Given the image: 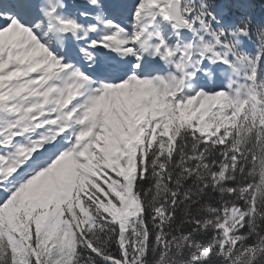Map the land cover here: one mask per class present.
Here are the masks:
<instances>
[{"label":"snow or ice","instance_id":"snow-or-ice-1","mask_svg":"<svg viewBox=\"0 0 264 264\" xmlns=\"http://www.w3.org/2000/svg\"><path fill=\"white\" fill-rule=\"evenodd\" d=\"M0 264H264V0H0Z\"/></svg>","mask_w":264,"mask_h":264}]
</instances>
